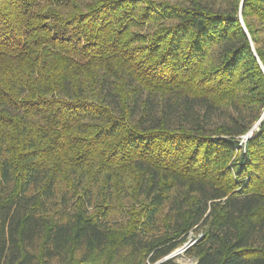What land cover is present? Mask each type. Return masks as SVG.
Listing matches in <instances>:
<instances>
[{
  "label": "trees",
  "instance_id": "obj_1",
  "mask_svg": "<svg viewBox=\"0 0 264 264\" xmlns=\"http://www.w3.org/2000/svg\"><path fill=\"white\" fill-rule=\"evenodd\" d=\"M263 114L264 0H0V264H264Z\"/></svg>",
  "mask_w": 264,
  "mask_h": 264
},
{
  "label": "rangeland",
  "instance_id": "obj_2",
  "mask_svg": "<svg viewBox=\"0 0 264 264\" xmlns=\"http://www.w3.org/2000/svg\"><path fill=\"white\" fill-rule=\"evenodd\" d=\"M264 115V114H263ZM263 117V116H262ZM261 117V118H262ZM264 118V117H263ZM261 120V119H260ZM259 120V121H260ZM258 121V122H259ZM262 121V120H261ZM258 122L253 126V128H252V130L250 131V134H251V132L252 133H254V132H257V131H259V127H260V124H258ZM261 123V122H260ZM191 237L192 238H194L195 237V235H191ZM193 242L194 241H189L188 242V245H191V244H193ZM187 247H189V246H187ZM187 249V248H186ZM186 249L185 248H180V249H178L176 252H177V254H176V256H177V261L179 262V264H195V260L194 259H192V258H188L187 256H185V251H186Z\"/></svg>",
  "mask_w": 264,
  "mask_h": 264
},
{
  "label": "water",
  "instance_id": "obj_3",
  "mask_svg": "<svg viewBox=\"0 0 264 264\" xmlns=\"http://www.w3.org/2000/svg\"><path fill=\"white\" fill-rule=\"evenodd\" d=\"M241 20H242V19H241ZM243 26H244V25H243ZM252 47H253V49H254V45H252ZM254 52H255V51H254ZM263 117H264V115H263ZM263 117L261 118V120L263 119ZM261 120L258 122V124H260ZM251 133H252V132H251ZM193 244H194V242H193ZM193 244H191V245H193ZM191 245H188V243H187L183 248L186 249V248H188L187 246L190 247ZM176 254H177V252L172 253V254L169 255L168 257H165L163 260H161L158 264L164 262L165 260H167V259H169V258L175 257Z\"/></svg>",
  "mask_w": 264,
  "mask_h": 264
},
{
  "label": "built area",
  "instance_id": "obj_4",
  "mask_svg": "<svg viewBox=\"0 0 264 264\" xmlns=\"http://www.w3.org/2000/svg\"><path fill=\"white\" fill-rule=\"evenodd\" d=\"M253 136V133L250 134V132L243 137V141L246 142L247 139L251 138Z\"/></svg>",
  "mask_w": 264,
  "mask_h": 264
}]
</instances>
